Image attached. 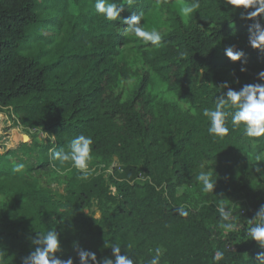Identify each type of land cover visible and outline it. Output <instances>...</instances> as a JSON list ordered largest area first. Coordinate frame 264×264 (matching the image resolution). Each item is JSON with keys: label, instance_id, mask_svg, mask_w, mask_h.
<instances>
[{"label": "trees", "instance_id": "obj_1", "mask_svg": "<svg viewBox=\"0 0 264 264\" xmlns=\"http://www.w3.org/2000/svg\"><path fill=\"white\" fill-rule=\"evenodd\" d=\"M176 1L160 4L168 7ZM70 3L79 10L73 21L67 14ZM200 3L186 21L166 9L165 46H139L142 66L130 70L119 57L127 25L104 20L95 11V0H0V112L11 108L19 125L47 135L44 141H21L0 153V247L7 250V264H22L34 231L56 226L64 248L61 258L72 256L74 264H79L74 241L100 259L112 255L105 241L116 240L131 245L140 264H146L148 249L157 245L166 250V264H212L216 251L225 253L220 264H259L257 254L264 248L244 236L243 229L225 235L218 227L216 203L241 199L244 227L255 216L246 206L258 210L264 204V164L255 160L264 153V142L253 146L242 130L215 140L202 109L213 107L226 93L216 88L225 81L235 90L264 83L257 75L264 70V51L249 44L254 20L241 18L243 9L233 12L222 0ZM156 4L135 0L121 16L145 15ZM40 7L64 13L66 41L75 39L79 28L91 44L74 48L65 43L48 63L41 60L49 50L21 53V44L39 28ZM255 20L264 25V18ZM35 38L52 42L39 34ZM227 46L243 50L247 63L227 58ZM180 52L188 55L181 58ZM241 66L247 71L241 72ZM150 72L186 108L176 101L154 103L147 91ZM131 77L138 80L136 89L123 100L119 81ZM80 134L94 140L92 162L101 167L98 174L81 180L71 170L65 195L37 186L33 172L56 167L49 150L67 151ZM114 157L120 165L106 175ZM13 161L25 163V170L13 173ZM201 170L218 176L215 195L202 193L198 185L193 204L187 192L178 190L195 184ZM182 203L191 205L188 218L174 211Z\"/></svg>", "mask_w": 264, "mask_h": 264}, {"label": "clouds", "instance_id": "obj_2", "mask_svg": "<svg viewBox=\"0 0 264 264\" xmlns=\"http://www.w3.org/2000/svg\"><path fill=\"white\" fill-rule=\"evenodd\" d=\"M162 0H157V6ZM223 5L230 7L233 12L243 9L240 12L241 18L254 20L248 28V41L251 47L264 51V25L257 17L264 18V0H222ZM167 3V0H163ZM135 4V0H95V11L103 17L104 20L110 22L121 21L127 26L124 27L122 35L132 36L141 41L146 46L160 49L165 46L166 33L156 27H148L144 14H133L129 17H122L121 13L127 8H131ZM201 7L200 0H191L190 3L184 4L180 13L185 20L197 13ZM249 9H251L249 11ZM143 21V22H142ZM187 52H180V57H186ZM224 55L231 61H241L244 65L247 63L243 50H234V46L224 48ZM241 72L247 71L243 66ZM258 79L264 81V70L258 74ZM238 82V81H237ZM217 91L227 89L226 93L215 99L213 107H204L202 116L207 119V132L209 136L217 141H223L230 136L231 132L242 130L241 134L247 137L249 142L256 146L260 142H264V83L245 84L239 90L230 87L227 81L221 83ZM25 141L28 139L24 137ZM94 140L90 135L80 134L71 139L68 150L63 147L59 150L50 149V158L57 162L56 170L63 174L62 170L71 171L73 169L78 173L77 178L88 180L96 173V169L92 164ZM257 162L264 161V156L257 154L255 157ZM25 163L13 161L11 171L20 173L25 170ZM257 171L260 169L257 167ZM264 174V173H262ZM218 176H214L211 171L201 170L195 175V182L200 185V191L204 194H214ZM111 194L116 195L115 188L111 189ZM215 195V194H214ZM216 211L218 213V227L226 235L228 233L239 230L234 213L226 202H217ZM191 205L182 203L174 206L176 215L182 218L190 216ZM227 209V210H226ZM57 220V218H55ZM64 221H60L63 223ZM58 225V224H57ZM249 240H254L261 248H264V204L257 210L254 217L248 219L247 226L243 228ZM34 235L30 236L31 250L28 255L22 258V264H74V258L69 256L62 259L64 248L61 243V232L56 227H49L47 231H34ZM107 248H111V256H103L97 259L95 252L85 250L76 241L73 242L79 264H135L139 258L131 245H121L118 240L107 242ZM122 248L124 254H122ZM6 249L0 247V264H7ZM165 249L157 245L154 249L149 248V256L146 264H166L164 261ZM60 254V255H58ZM114 257V259H113ZM225 261V253L216 251L212 256V264H220ZM259 264H264V252L257 254ZM140 264V261H139Z\"/></svg>", "mask_w": 264, "mask_h": 264}, {"label": "rangeland", "instance_id": "obj_3", "mask_svg": "<svg viewBox=\"0 0 264 264\" xmlns=\"http://www.w3.org/2000/svg\"><path fill=\"white\" fill-rule=\"evenodd\" d=\"M60 3L62 2H59V4ZM187 3L188 2L186 1L178 0L168 7L161 4L159 6H157V4L154 5L153 8L144 15V19L147 21V26L156 27L165 32L167 30L166 9L175 11L181 17V19L186 21L181 15L180 9L184 4ZM39 11V28L36 27V33H31L26 42H23L21 44V53L27 54L29 52L49 50L51 53L47 54L41 60L44 63H48L56 58L57 52H55V50L65 43L74 48H76L78 45L91 44V41L83 34V32L79 28L75 29V39L66 41L67 27L65 25V22H62L64 13H62L61 11L52 10V8L50 7L46 9L40 7ZM78 13L79 10L77 6L70 3L67 9V14L70 15V20L73 21ZM123 32L124 29H122V33ZM35 34L45 36L46 38L51 39L52 42H46L44 38L36 39ZM125 37L127 41L121 47L119 57L126 62L130 70L140 68L142 66V58L140 55L139 46L143 45V43L132 36L125 35ZM150 77L151 82L147 91L154 103L162 100L176 101L182 108H186V105L179 102L174 97V95L167 90L165 84L161 82L153 72H150ZM137 83L138 80L135 77H131L129 80L119 81L118 91L121 93L123 100H126L133 95ZM13 134L18 135L19 138L16 139ZM25 136L28 137L26 141L36 140L38 142H41L47 138V135L42 133L38 129L23 128L21 125H19L17 122V117L13 114L11 108L3 109V111L0 112V153H4L8 148L14 147L21 141H25L19 140L21 137H23L24 139ZM262 156H264V153L262 154ZM92 164L96 169V173H98L101 167L96 165L94 162H92ZM119 165V161L116 157H114L109 168L105 170V174L107 175L113 172V169L119 167ZM62 171L63 174H61V172H58L53 164H50V166H48L46 169H36L33 172V177L37 186H39L40 188L48 190L54 193L56 196L65 195L66 180L70 175V171ZM147 178L150 180L149 176ZM141 180H143V178H140L137 182L141 183ZM197 186L198 184L195 183L189 187H182L178 190V192H187L189 195V199L194 204L197 200ZM240 200L241 199L236 198H225L223 202H226L227 205L231 207L236 218V222L240 226L239 230H242L244 227L242 218L244 208ZM3 201L4 197L0 195V203H2ZM246 207L253 216L256 214L257 209L250 205V203ZM94 217H99V213L96 210L94 211Z\"/></svg>", "mask_w": 264, "mask_h": 264}, {"label": "bare ground", "instance_id": "obj_4", "mask_svg": "<svg viewBox=\"0 0 264 264\" xmlns=\"http://www.w3.org/2000/svg\"><path fill=\"white\" fill-rule=\"evenodd\" d=\"M14 135V137L17 139V138H19V136L18 135H15V134H13ZM19 140H25V139H23V137H21Z\"/></svg>", "mask_w": 264, "mask_h": 264}, {"label": "built area", "instance_id": "obj_5", "mask_svg": "<svg viewBox=\"0 0 264 264\" xmlns=\"http://www.w3.org/2000/svg\"><path fill=\"white\" fill-rule=\"evenodd\" d=\"M33 129H36V128H33Z\"/></svg>", "mask_w": 264, "mask_h": 264}]
</instances>
